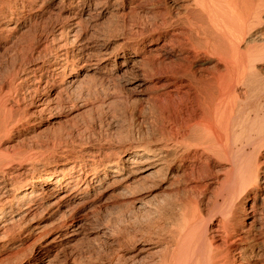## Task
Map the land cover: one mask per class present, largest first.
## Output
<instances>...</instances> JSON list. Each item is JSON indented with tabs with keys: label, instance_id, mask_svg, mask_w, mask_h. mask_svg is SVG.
Returning <instances> with one entry per match:
<instances>
[{
	"label": "bare ground",
	"instance_id": "6f19581e",
	"mask_svg": "<svg viewBox=\"0 0 264 264\" xmlns=\"http://www.w3.org/2000/svg\"><path fill=\"white\" fill-rule=\"evenodd\" d=\"M51 1L0 0L2 10L9 3L13 5L7 20L3 21L7 12L1 13L0 24L13 21L25 26L31 18L45 12ZM109 2L59 1L49 42L63 39L65 43L57 47L66 45V48L59 47L51 69L47 67L50 60L30 65L29 76L25 78L34 86L31 90L34 99L40 86L48 85L49 81L43 80L45 73L46 77H52L68 66L60 79V86L65 87L85 69L93 44L79 38L80 31L94 10ZM112 3L114 11L128 10L134 17L146 11L154 18L152 32L157 37L151 38L145 47L157 42L163 47L175 46L176 42L185 51L181 57L177 56L178 67L165 71L167 84L172 86L165 91L170 110L169 121L168 117L164 120L168 124L161 125L154 138L146 139L140 148L128 153L120 154L109 148L84 150L86 157L78 160L70 159L64 149L57 165L41 170L37 166L39 159L25 162L21 156L0 154V247L6 248V242L26 237L28 234L22 231L26 226L24 219L41 211L44 205L51 215L84 203L93 190L109 180L115 187H127L149 175L162 174L179 183L194 184L197 194L182 197L176 205L177 213L166 222V232L165 229L161 232L166 238L159 233L163 251L153 254L155 257L147 262L140 259L142 264H264V0H113ZM142 43L138 40L136 49L125 44V40L117 44L116 52L122 53L121 67L135 64L139 57L137 47ZM190 58L194 62L213 61L210 77L197 75L198 67L192 66ZM20 82H15V87ZM13 89L12 84L0 85V127L6 132L18 124L15 111L5 104ZM51 100L39 97V108L35 111L40 115L47 112ZM65 162L69 163L61 170L56 169ZM29 169L32 172L27 174ZM77 208L70 212L72 221L63 225L65 229L75 227L70 230L71 235L80 230L87 216L75 212ZM34 227L30 225L31 229ZM57 237L45 241L42 247L56 246ZM45 257L37 258L35 264L47 263ZM28 260L29 257L25 261Z\"/></svg>",
	"mask_w": 264,
	"mask_h": 264
},
{
	"label": "rangeland",
	"instance_id": "374dc122",
	"mask_svg": "<svg viewBox=\"0 0 264 264\" xmlns=\"http://www.w3.org/2000/svg\"><path fill=\"white\" fill-rule=\"evenodd\" d=\"M59 1L52 0L45 12L31 18L25 26L11 23L13 21L0 24V85L12 84V88L16 89L11 91L5 104L8 109L15 111L10 112L16 114L14 118L18 123L15 128H8L9 132L0 127V154L21 156L25 162L39 159L41 162L37 166L40 170L57 165L64 149H67L66 155L70 159L82 160L86 157L84 150L94 152L109 148L125 154L133 148H140L146 139L154 138L158 128L168 124L164 120L170 110L167 107L166 92L172 86L167 84L165 71L176 69L180 63L177 56L181 57L185 52L176 42L173 43L175 46L163 47L157 42L154 46L145 47L151 38L157 37L152 32L154 18L146 11L136 14L139 18L135 14V17L128 14V10L123 11L125 13L114 11L111 0L106 5L100 4L92 16L85 20L80 31L79 38L93 44L85 69L65 87L60 86V79L69 70L68 66L53 78L46 77L45 73L46 79L43 80L51 82L46 87L42 84L44 88L40 86L38 97L34 99L31 96L34 86L29 85L26 79L29 68L41 60L46 63L50 60L47 67L53 68L56 60L53 56L60 48H66V45L57 47L65 43L63 39L49 42L56 24L57 17L54 13ZM2 4L0 3V15L7 12L4 14V21L13 5L9 3L2 10ZM136 38L144 42L138 44V60L135 64L121 67L122 53L116 52L119 49L117 44L125 40L129 47H135L138 41ZM191 41L197 47L194 39ZM190 61L193 62V67L196 65L195 69L198 67L195 70L197 75L200 74L204 79L210 77V71L214 68L213 61L194 62L192 58ZM185 64L187 65L186 62ZM93 66L95 68L92 71L87 70ZM15 82L20 84L15 87ZM61 87L65 89L60 91ZM39 97L53 100L49 101L51 108L41 115L35 111L39 108ZM14 113L12 115L15 116ZM47 114L49 119H46ZM67 163L69 162L56 169L61 170ZM24 167L27 165L24 164ZM31 172L29 169L27 174ZM147 177L142 182L127 187H115L109 180L103 187L93 190L87 198L88 202L73 204L76 208L79 207L75 212L87 214L83 227L74 235H71L70 230L75 227L65 229L63 225L65 221H72L70 212H73L71 210L75 206L49 215L44 205L41 211L24 219L23 224L26 226L22 225L23 229L19 227L24 230L23 233L28 234L26 237L14 239L13 244L6 242V248L0 247V264H35L36 259L43 255L48 259L43 264H142L146 260H152L155 254L164 249V243L160 239L166 238V234L161 232H166L167 220H171L169 217L177 213L182 197L197 194V187L190 182L185 184L186 181L176 182L162 174ZM30 225H35L36 228L31 229ZM56 236V246L42 247L45 241ZM19 243L21 244L17 245ZM147 247L150 249L147 250ZM28 257L29 260L25 261Z\"/></svg>",
	"mask_w": 264,
	"mask_h": 264
}]
</instances>
